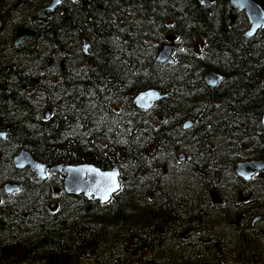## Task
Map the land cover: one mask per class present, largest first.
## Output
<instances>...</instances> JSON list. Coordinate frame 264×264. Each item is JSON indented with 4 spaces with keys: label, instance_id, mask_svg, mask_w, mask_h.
<instances>
[{
    "label": "trees",
    "instance_id": "trees-1",
    "mask_svg": "<svg viewBox=\"0 0 264 264\" xmlns=\"http://www.w3.org/2000/svg\"><path fill=\"white\" fill-rule=\"evenodd\" d=\"M254 1L264 10V0ZM3 4L0 264L262 261L254 258L264 244L258 229L239 237L253 258L237 261L235 250L221 251L216 262L195 256L186 250L192 245L182 249L180 233L202 231L210 211L225 223L235 213L264 214L261 179L244 191L253 197L237 211L226 208L230 203L213 206L209 198L213 188H227L236 198L238 188L248 187L234 180L238 159L264 160V29L247 37L248 20L230 0H76L65 1L47 24L33 27L34 36L14 46L15 27L29 20H4ZM169 35L181 49L173 63H159L157 51ZM206 70L223 75L216 87L203 82ZM146 89L167 97L139 109L133 98ZM187 120L194 124L184 130ZM22 148L48 165L117 168L120 187L105 203L56 195L62 185L56 176L38 180L14 166ZM180 152L188 154L185 162ZM187 173L194 182L190 196L176 180ZM7 181L20 183L19 191L5 195Z\"/></svg>",
    "mask_w": 264,
    "mask_h": 264
},
{
    "label": "water",
    "instance_id": "water-1",
    "mask_svg": "<svg viewBox=\"0 0 264 264\" xmlns=\"http://www.w3.org/2000/svg\"><path fill=\"white\" fill-rule=\"evenodd\" d=\"M21 0H18L20 2ZM63 0H50L46 7H42L37 12V19L42 22H46L45 12H53L57 7L61 5ZM75 2L76 0H69ZM206 0H201L204 3ZM211 1V0H209ZM231 5L243 11L250 27L246 32L247 37L253 36L258 30L264 29V10L254 0H230ZM35 35V32L30 29H26L23 26L16 28L13 43L15 46H19L22 41L30 36ZM167 42L162 43L157 51L156 60L159 63H173L174 59L172 54L178 50L180 46L175 44L174 36H167ZM84 52H87L89 42L86 38L82 39ZM223 79L222 75L211 70H206L203 76V81L207 87H215ZM166 94H161L156 89H146L140 91L133 98L134 104L142 109L148 110L154 103L166 98ZM49 109L45 112V117H49ZM194 124L193 120H187L183 124V129L187 130ZM261 124L264 128V114L261 116ZM0 137L5 138V133L0 132ZM178 160L183 161L184 155L181 153L178 155ZM13 164L17 169L28 168L32 171L34 177L39 180H43L47 177V171L52 174H58L62 179L63 191L69 194H82L85 197H90L93 200L105 203L109 201L114 193L119 189V171L117 168L101 169L94 164L80 163L73 165H48L41 161L36 160L32 154L22 148L17 154L13 156ZM235 173L244 178L249 179L252 175L260 172L259 177L264 181V160H248L246 162H240L235 164ZM115 177V184H113L111 176ZM116 190L113 191L112 188ZM20 185L18 182L8 181L3 184L2 189L6 194H11L18 191ZM58 189L56 188L55 191ZM211 199L213 203H220L219 196L211 191ZM107 197V199H105ZM51 209L56 208V203L50 204ZM194 233L193 229H189L182 234L183 237H187Z\"/></svg>",
    "mask_w": 264,
    "mask_h": 264
},
{
    "label": "flooded vegetation",
    "instance_id": "flooded-vegetation-1",
    "mask_svg": "<svg viewBox=\"0 0 264 264\" xmlns=\"http://www.w3.org/2000/svg\"><path fill=\"white\" fill-rule=\"evenodd\" d=\"M65 1H69V0H63L61 2V5L57 7L53 12H45L44 14L46 15V22H42L37 19V12L40 8L46 7L49 4L50 0H21L20 2H18V0H0V5L1 3H4L2 6V9L4 10V12H6V16L4 17V20L7 19L8 21V19L11 18L12 16L15 17L19 22L24 21V20H29V23L27 26L22 23V24H18L15 27L14 32H13L12 45H14L13 40H14L15 31L17 27L21 25L24 28L33 30L35 32L33 27H36V25L39 23L47 24L51 15L54 14V12H57ZM7 6H9V9H7ZM10 9H11V13H9L8 11ZM32 12L34 13V16L29 17L28 15L32 14ZM0 21L2 24V18L0 19ZM27 38H25L22 41V43ZM252 159H257V158H243L240 160L238 159L235 164L239 162H245L248 160H252ZM233 169H234L233 171L235 174L234 180L237 182L239 179L241 183L247 182L248 187L244 188V190L243 188L241 189L238 188L237 194H236L237 197L234 199L227 198L226 200H225L224 193L229 194V195H234V196H235V193L233 191H230L227 188L222 189V191L213 188L209 190V198L213 206H221V207H223L225 203H228L227 200H230L229 201L230 204L225 205L226 208L233 207V210L237 211V208L239 205L243 203H247V202L249 203V200H251V197H253L252 196L253 194L251 192L245 194L244 191H249L250 188L252 189L254 187V184H251V183L252 182L254 183L255 180H259L261 178L259 177L260 173H255L249 179H244L235 173L236 171L235 167ZM56 177L59 179V176H56ZM262 182L264 183L263 180ZM211 191H215L217 193V195L219 196L221 200L220 203L212 202L211 194H210ZM250 205L252 206V204ZM204 216L205 217L203 218L201 222L202 231L197 230L195 228L184 229L180 233V238H181V241L184 242V247L182 248L183 250L186 249V245L188 246L192 245L196 253L197 252L199 253L217 252V253H212L213 255L210 256V258L205 257V260L208 259L212 262H216L218 259V254L221 252L224 246L233 245L235 239L239 237L246 238L245 235H242V233L245 230H248L250 228L254 230L256 229V226H258L259 228L258 230L262 231V234H264V214H258V215L249 217L246 213H243V212L235 213L234 217L228 218L226 223L224 222V217L220 216L218 213H216V211H210L208 214L205 213ZM199 217H201V215L200 216L197 215V219H199ZM189 229H193L194 233L184 238L182 234H185V232ZM188 249L189 247L187 248V250ZM227 260L229 259H225V260L224 258L220 259V261H223V262H226Z\"/></svg>",
    "mask_w": 264,
    "mask_h": 264
},
{
    "label": "rangeland",
    "instance_id": "rangeland-1",
    "mask_svg": "<svg viewBox=\"0 0 264 264\" xmlns=\"http://www.w3.org/2000/svg\"><path fill=\"white\" fill-rule=\"evenodd\" d=\"M182 154L184 155V160L183 161H180V162H185L187 160V158H188V154L185 153V152L182 153ZM246 157L247 156L245 155L243 158H246ZM184 173H186V172H184ZM187 176H188V178L186 179ZM187 176L186 175H182L181 177H178V179L176 178V180L180 184V186L184 188V190L188 191L187 194L190 196V195H193L195 193L194 187H193L194 186V182L191 179V174L187 173ZM173 177H175V176H173ZM54 194L57 195L59 193L54 192ZM224 196H225V200L227 198H233V199L235 198L234 195H229V194H225V193H224ZM229 201L230 200H227L228 203H229ZM256 229H259L258 226H256ZM174 241L176 242V240H174ZM248 248L250 249V247H248V245H246V246H243L242 245V239L241 238H237V239H235L233 245H231V246H229V245L228 246H224L223 247V251L226 253V252H231V251L235 250L238 253V255L236 256V260H235V261H237V257L239 255H240L239 256L240 258H242V257H248L250 259L252 257L251 254L249 253V249ZM193 250H194L193 247H189V249H188V251H193ZM194 252H195V250H194ZM257 253H259V254H256L254 258L257 259L259 257V258L262 259V261H264V244H263V246L260 247V249H259V251ZM188 254H190V252ZM212 255L213 254L211 252H208V253H206V252H202V253L197 252V255H195V256H201V257L202 256L203 257L205 256V257L210 258V256H212ZM185 261H190V263H194L195 262V260H185ZM235 261H233V262H235ZM262 261L259 262L258 264H264V263H262ZM242 264H245V263H242Z\"/></svg>",
    "mask_w": 264,
    "mask_h": 264
},
{
    "label": "snow or ice",
    "instance_id": "snow-or-ice-1",
    "mask_svg": "<svg viewBox=\"0 0 264 264\" xmlns=\"http://www.w3.org/2000/svg\"><path fill=\"white\" fill-rule=\"evenodd\" d=\"M110 179H112V181H113V184H115V177H114V174H113V176H111V177H110ZM112 190H113V191H115V190H116V188H115V187H113V188H112ZM105 199H107V197H105Z\"/></svg>",
    "mask_w": 264,
    "mask_h": 264
},
{
    "label": "bare ground",
    "instance_id": "bare-ground-1",
    "mask_svg": "<svg viewBox=\"0 0 264 264\" xmlns=\"http://www.w3.org/2000/svg\"><path fill=\"white\" fill-rule=\"evenodd\" d=\"M21 26V25H20ZM220 75H222L221 73H220ZM222 77H223V75H222ZM253 160V159H252ZM254 160H259V159H254ZM263 160V159H262ZM246 162V161H245ZM240 163V162H239ZM53 203V202H52Z\"/></svg>",
    "mask_w": 264,
    "mask_h": 264
}]
</instances>
